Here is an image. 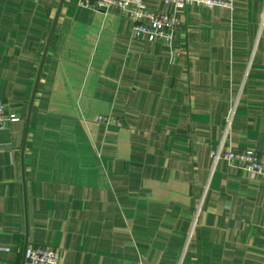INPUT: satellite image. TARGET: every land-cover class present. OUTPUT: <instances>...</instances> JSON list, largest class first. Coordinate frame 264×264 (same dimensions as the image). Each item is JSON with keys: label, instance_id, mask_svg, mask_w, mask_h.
I'll return each mask as SVG.
<instances>
[{"label": "crops", "instance_id": "crops-1", "mask_svg": "<svg viewBox=\"0 0 264 264\" xmlns=\"http://www.w3.org/2000/svg\"><path fill=\"white\" fill-rule=\"evenodd\" d=\"M177 12L167 45L117 8L0 0V97L20 118L0 129L1 264L29 245L59 264H264V175L212 158L264 163V0Z\"/></svg>", "mask_w": 264, "mask_h": 264}, {"label": "built area", "instance_id": "built-area-1", "mask_svg": "<svg viewBox=\"0 0 264 264\" xmlns=\"http://www.w3.org/2000/svg\"><path fill=\"white\" fill-rule=\"evenodd\" d=\"M174 6V11H159L149 7L144 0H79L81 7L89 10L107 12L117 8L132 22L131 36L140 42H161L171 45L181 20L178 9L191 5L213 7H233V0H161ZM176 55L175 51L172 52ZM20 118L8 109L7 103L0 97V129ZM95 121L106 127H120L123 121L112 115H97ZM230 118L227 120V127ZM213 161L227 160L232 166L255 175H264V163L260 153L253 148L236 150L221 143L212 152ZM60 252L45 245H29L24 251V264H59ZM1 264V263H0Z\"/></svg>", "mask_w": 264, "mask_h": 264}]
</instances>
